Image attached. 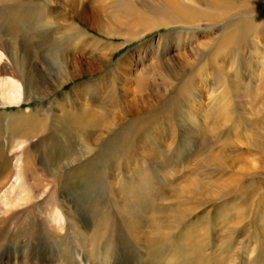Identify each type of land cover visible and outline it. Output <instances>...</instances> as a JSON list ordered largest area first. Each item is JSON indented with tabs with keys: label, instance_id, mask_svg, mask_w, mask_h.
Instances as JSON below:
<instances>
[{
	"label": "rangeland",
	"instance_id": "obj_1",
	"mask_svg": "<svg viewBox=\"0 0 264 264\" xmlns=\"http://www.w3.org/2000/svg\"><path fill=\"white\" fill-rule=\"evenodd\" d=\"M20 2L37 14L11 31L10 3L0 0V81L17 78L9 57L10 44L19 45L10 39L16 29L46 34L47 46L27 60L41 75L38 99L0 100V264H264V0ZM226 35L237 42L224 44ZM61 63L63 79L82 76L55 89ZM119 63L117 104L112 90L91 102L87 87L109 86ZM170 92L174 109L189 119L190 141L175 151L181 133L166 112L152 119L159 128L151 134L172 163L155 173L145 149L126 157V173L105 188L76 176L62 186L75 167L51 169L44 138L51 118L78 113L82 104L100 111L102 99L123 126L133 97L141 115L158 113ZM15 119L47 129L10 127ZM138 199L150 205L146 213ZM192 248L199 255L185 259Z\"/></svg>",
	"mask_w": 264,
	"mask_h": 264
},
{
	"label": "bare ground",
	"instance_id": "obj_2",
	"mask_svg": "<svg viewBox=\"0 0 264 264\" xmlns=\"http://www.w3.org/2000/svg\"><path fill=\"white\" fill-rule=\"evenodd\" d=\"M4 1L10 3L6 6V8H8L9 20L12 21V25L9 26L11 31H13L14 25L18 28L19 26L23 27L25 24L34 22V15L37 14V11L34 9L33 5L24 4L20 2V0ZM34 29L35 28L30 26V28L26 29L25 33H18L16 29L17 32L15 31L13 34L17 36L14 35L10 38L11 41L17 40L19 38V45L10 44L12 50H10L11 56H9L11 58V64H13L16 70L17 78H7L6 80L0 81V100L4 105L10 106L14 103L22 102V98L26 95L33 97V99H38L35 97L37 90H35L34 87L37 85V83H42L40 78L41 75L36 74L37 72L35 71V67L30 66V63H28L27 60L33 51L37 52L39 49L43 48V45L47 46V35L44 34L38 36L34 32ZM236 36H238V34ZM236 36H224V39H222L223 43L230 45L234 44V42H237ZM0 53L4 55L3 52L0 51ZM1 54L0 61L2 59ZM64 63H61L57 69V73H60L61 78L59 80L60 85L55 87V89L61 88L76 77L78 78L82 76L75 75L70 76L69 80L63 79V77H65L64 74H66V66ZM120 66L121 63H119L113 73H111L112 82H109V86L102 88L100 87L97 89H90V87H87L86 94H88L89 97L91 96V102L100 99L97 98V96L101 92L106 93L108 90H112L109 96L111 99L113 98V105L117 104L119 101L117 85L122 80L117 77ZM2 69L3 62L0 64V73L2 72ZM101 70V68L97 69V71ZM106 77L107 76L105 75V78ZM105 78L103 79L105 80ZM76 91V89H73L68 93V95L62 96L61 99H63L64 104L70 102V97L74 95ZM176 97L177 96L175 92H170V94L164 99L162 108L157 111L158 113L146 111L143 115H141L139 99H137V97H133L131 110L129 108L131 118L126 121L125 124L123 123V126L115 124L110 118L107 108L105 109V105H103L105 102L102 99L100 101L102 102L100 105V111L93 110L91 106L88 109H84L81 107L83 105L82 104L79 105L81 111L78 113L70 112L69 114H65L63 119L60 121L51 118L52 122L48 126V134L44 137L46 139L45 145L47 144V148L51 153V156H48L51 169L55 168L58 170L61 168L63 170L66 167H75L70 173H67L68 175L66 177H63L62 186L64 185L67 187V185H74L72 182V177L76 176L79 178V182L85 184L87 181L88 183L97 186L102 183L105 188L106 184L108 185L109 183L111 185V183L117 181L118 178L116 177V174L123 175L126 173V168L130 166V163L126 157L131 154L144 155L145 149L151 153L148 158L152 163V169L155 171V173H157V169L163 166V164L172 163L174 161V157L170 152L165 153L167 150L161 149L160 145L158 144L159 141L157 140V136L151 134V129L159 128L158 125H156V122L152 121V119H158L159 116L156 114L160 115L163 112H166L176 119L177 130L181 133L179 134L180 136L177 142H175L173 139L171 146L174 145V149L176 151L178 147L188 144L191 136V125L189 124V119L181 109H174ZM75 99V102L78 103L77 100L79 99H77V97ZM45 113L49 116V112ZM146 121L150 123L145 127L144 123ZM23 123L25 127L29 126L28 128L30 129L31 133L37 131L41 132L47 129V125L45 127L40 126L39 124L35 123L34 120L21 121L20 119H15L13 122H11L10 127H17L14 125ZM187 123L189 125H187ZM162 131L163 133L165 132L162 129H159L158 132ZM150 135H152L151 141H149V138L151 137ZM150 144H152L153 150L155 149L154 151L149 148ZM158 147L160 149L159 152H157ZM160 154H163V160L161 161H159ZM89 155H91L89 160L82 161V159ZM149 177L150 179H154V176ZM72 192L75 193V191ZM100 193H102V191H100ZM92 203L96 205L100 203V200L96 199V201ZM136 205L138 209L140 208L142 211H145V213L150 206L149 204L148 206L146 202L145 204H142L141 200L139 199L136 201ZM93 211H95L94 208ZM198 253L199 251L196 248H192L187 249V251L184 250L183 256L185 259L189 260L191 257L199 255ZM201 261V258H199L198 261L194 260V264H205L204 260L202 262Z\"/></svg>",
	"mask_w": 264,
	"mask_h": 264
}]
</instances>
